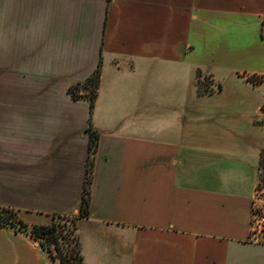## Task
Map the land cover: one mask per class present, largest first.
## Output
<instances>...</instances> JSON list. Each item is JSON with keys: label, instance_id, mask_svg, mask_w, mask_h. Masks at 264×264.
<instances>
[{"label": "crops", "instance_id": "1", "mask_svg": "<svg viewBox=\"0 0 264 264\" xmlns=\"http://www.w3.org/2000/svg\"><path fill=\"white\" fill-rule=\"evenodd\" d=\"M263 19L264 0H0V206L29 226L78 212L90 104L69 89L101 61L84 264H264V82L243 76L264 77ZM0 264L59 263L0 228Z\"/></svg>", "mask_w": 264, "mask_h": 264}, {"label": "trees", "instance_id": "2", "mask_svg": "<svg viewBox=\"0 0 264 264\" xmlns=\"http://www.w3.org/2000/svg\"><path fill=\"white\" fill-rule=\"evenodd\" d=\"M101 68L102 62L100 61L92 77L69 89V94L75 101L87 98L90 104V128L87 131L89 136V156L78 215L72 219L60 215L54 216L51 224L29 226L24 223L15 210L0 206V228H11L17 234L23 233L31 236L49 254L50 258L59 264H84L81 242L77 234V224L79 220L88 218L90 215L94 156L99 143V134L92 128V116L101 84ZM201 77V73H198V95L211 94L209 89L211 85L210 78L207 77L202 82L200 80ZM259 177H264V149L260 155Z\"/></svg>", "mask_w": 264, "mask_h": 264}, {"label": "built area", "instance_id": "3", "mask_svg": "<svg viewBox=\"0 0 264 264\" xmlns=\"http://www.w3.org/2000/svg\"><path fill=\"white\" fill-rule=\"evenodd\" d=\"M262 28V34L264 37V19L262 21ZM243 76H246L249 83L254 87L259 86L262 83V80L264 82V77L256 75ZM206 78L207 77H201L200 80L203 82ZM210 91L213 92L212 88ZM250 209V233L248 242L252 244H261L264 241V177H259L253 190Z\"/></svg>", "mask_w": 264, "mask_h": 264}, {"label": "rangeland", "instance_id": "4", "mask_svg": "<svg viewBox=\"0 0 264 264\" xmlns=\"http://www.w3.org/2000/svg\"><path fill=\"white\" fill-rule=\"evenodd\" d=\"M210 82H211V85H210V87L212 88V90H215L214 88H213V83H212V81H211V79H210ZM247 82L249 83V81L247 80ZM262 82H263V80H262ZM250 85H251V83H249ZM252 86V85H251ZM209 87V89H211ZM254 87V86H253ZM219 90V89H218ZM212 92V91H211ZM210 92V93H211ZM212 94V93H211ZM207 95H209V94H207ZM120 110V109H119ZM115 115H118V116H120L121 114H117V113H115ZM76 215H78V212L77 213H75V214H73V213H71V214H69V215H64L65 217H67V218H70V219H72L74 216H76Z\"/></svg>", "mask_w": 264, "mask_h": 264}]
</instances>
